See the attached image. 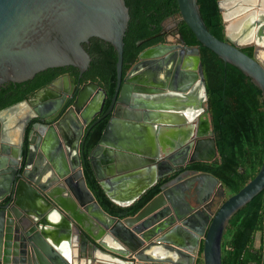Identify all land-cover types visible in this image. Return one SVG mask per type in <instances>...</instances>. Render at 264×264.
Masks as SVG:
<instances>
[{"label": "water", "instance_id": "1", "mask_svg": "<svg viewBox=\"0 0 264 264\" xmlns=\"http://www.w3.org/2000/svg\"><path fill=\"white\" fill-rule=\"evenodd\" d=\"M176 3L159 33L137 45L165 35L168 22L176 37L142 51L123 75L124 0H0V87L51 68H76L80 78L92 38L117 56L115 92L102 115L105 91L68 75L0 110V264H195L200 240L202 263L221 264L230 218L264 190V158L254 178L222 203L217 178L186 169L211 163L217 151L208 106L201 115L187 109L194 96L206 102V89L199 50L177 27L183 22L264 98V0H217L225 40L208 31L196 0ZM240 45H251L252 56ZM105 118L87 159L112 204L130 207L178 173L123 219L100 208L82 168L86 135Z\"/></svg>", "mask_w": 264, "mask_h": 264}, {"label": "trees", "instance_id": "2", "mask_svg": "<svg viewBox=\"0 0 264 264\" xmlns=\"http://www.w3.org/2000/svg\"><path fill=\"white\" fill-rule=\"evenodd\" d=\"M208 31L224 39L223 21L217 0H196ZM129 12L128 27L123 39L122 74L125 75L144 49L161 42L152 39L160 23L178 12L176 0H124ZM178 32L186 45L197 47L205 81L206 102L209 108L217 157L211 163H192L187 170L205 172L218 179L223 188L219 203L238 192L257 174L264 158V98L261 90L235 66L224 63L217 55L197 42L192 32L179 23ZM90 56L88 69L81 82L92 81L106 93L105 112L116 87V52L112 46L92 38L84 45ZM242 51L252 56L253 48ZM78 75L73 67L51 68L22 83H7L0 87V110L21 102L26 95L50 84L62 74ZM108 118L93 126L86 135L81 151L82 168L88 189L100 208L108 215L123 219L135 215L160 192L165 178L142 195L132 206L121 208L112 204L92 176L88 155L99 141ZM264 190L239 209L229 220L221 242V264H262L261 249L253 248L256 234L263 231ZM202 242L196 264L201 259Z\"/></svg>", "mask_w": 264, "mask_h": 264}, {"label": "crops", "instance_id": "3", "mask_svg": "<svg viewBox=\"0 0 264 264\" xmlns=\"http://www.w3.org/2000/svg\"><path fill=\"white\" fill-rule=\"evenodd\" d=\"M240 47H241V49H243V48H247V47H252L251 45H240ZM253 48V47H252ZM200 102H202V99H198L197 98V96H194L193 97V99L190 101V106H189V108H187L188 110H192V109H194L195 111H198V110H196L197 108H198V104H200ZM203 103V105H204V102H202ZM199 112V111H198ZM203 120H204V118H203ZM196 121H194L192 124H194V127H196ZM0 125H1V123H0ZM194 130H195V128H194ZM170 137V136H169ZM125 187H128V188H130V189H132L133 188V186H135V185H133V184H131V185H124ZM127 188V189H128ZM124 191H126L125 189H123ZM131 190H129V192H130ZM122 193V192H121ZM219 202V201H218ZM201 240L199 241V244H198V249H197V256H198V252H199V248H200V245H201ZM263 247H264V234H263V231L261 232V233H258V234H256L255 235V237H254V241H253V248L254 249H261V251H262V254L264 253V249H263ZM197 260V259H196ZM195 264H196V261H195Z\"/></svg>", "mask_w": 264, "mask_h": 264}, {"label": "flooded vegetation", "instance_id": "4", "mask_svg": "<svg viewBox=\"0 0 264 264\" xmlns=\"http://www.w3.org/2000/svg\"><path fill=\"white\" fill-rule=\"evenodd\" d=\"M171 22H168V26L170 27V29H168L167 30V32L165 33V35H166V37H167V39H169V40H173L174 39V37H176L175 35H176V33H173L172 31H173V28H171ZM166 25V26H167ZM179 25V24H178ZM178 28V27H177ZM161 30V29H160ZM159 30V31H160ZM159 33V32H158ZM165 35H162V36H159V37H157V38H160L161 39V42H159V43H157L156 45H158V44H160V43H163L164 42V36ZM157 38H155V39H157ZM89 43V42H88ZM156 45H154V46H156ZM150 47H153V46H150ZM149 48V47H148ZM147 49V48H146ZM145 50V49H144ZM143 50V51H144ZM142 52V51H141ZM140 52V53H141ZM139 53V54H140ZM128 72V71H127ZM63 75H68V76H70V77H74L77 81H79V83L80 84H84V83H88V82H91V81H83V82H81V78H82V75H81V77L80 78H78V75L75 77V76H73V75H70V74H68V73H65V74H62V75H60V76H63ZM59 76V77H60ZM58 78V77H57ZM32 93V92H31ZM30 94V93H29ZM27 96V95H26ZM23 101V100H22ZM105 103V102H104ZM204 104H205V102H204ZM203 107H204V105H203V103H202V106H201V108L199 109V108H197L196 110H198V111H196L197 112V114L199 115L200 113H202L203 112ZM103 113H105V112H103V108H102V112H101V114L100 115H102ZM100 115H97L98 117L100 116ZM201 115V114H200ZM37 120L35 119V120H33V121H31L30 122V125H33L35 122H36ZM30 125H29V127H30ZM25 141H26V138H25ZM80 156H81V154H80ZM160 157H162V154H160ZM178 173H176V175H177ZM175 175V176H176ZM170 177V176H169ZM168 177V178H169ZM174 178V177H173ZM172 179V178H171ZM168 180H170V179H168Z\"/></svg>", "mask_w": 264, "mask_h": 264}, {"label": "rangeland", "instance_id": "5", "mask_svg": "<svg viewBox=\"0 0 264 264\" xmlns=\"http://www.w3.org/2000/svg\"><path fill=\"white\" fill-rule=\"evenodd\" d=\"M218 201H220V198H218L217 203H218Z\"/></svg>", "mask_w": 264, "mask_h": 264}]
</instances>
